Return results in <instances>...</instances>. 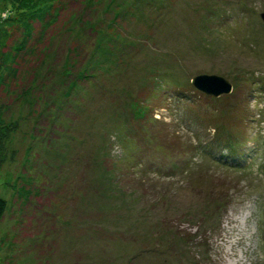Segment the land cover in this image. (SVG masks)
<instances>
[{"label": "rangeland", "instance_id": "374dc122", "mask_svg": "<svg viewBox=\"0 0 264 264\" xmlns=\"http://www.w3.org/2000/svg\"><path fill=\"white\" fill-rule=\"evenodd\" d=\"M262 14L0 0V264H264Z\"/></svg>", "mask_w": 264, "mask_h": 264}, {"label": "water", "instance_id": "95a60500", "mask_svg": "<svg viewBox=\"0 0 264 264\" xmlns=\"http://www.w3.org/2000/svg\"><path fill=\"white\" fill-rule=\"evenodd\" d=\"M261 19L264 23V14H262ZM192 86L197 92L216 99L231 95L233 92V84L218 75H198L193 78Z\"/></svg>", "mask_w": 264, "mask_h": 264}, {"label": "trees", "instance_id": "16d2710c", "mask_svg": "<svg viewBox=\"0 0 264 264\" xmlns=\"http://www.w3.org/2000/svg\"><path fill=\"white\" fill-rule=\"evenodd\" d=\"M7 13H8V15H7L6 19L9 18V11ZM215 129H216V131H215V135L214 136L216 137L217 141L220 144H224L225 143V144H227V147L237 144V143H233V140L230 139L229 136L231 135V133L228 132V130H226V129H222V130L218 129V126H215ZM6 208H7L6 201L5 200H0V218L5 214Z\"/></svg>", "mask_w": 264, "mask_h": 264}]
</instances>
